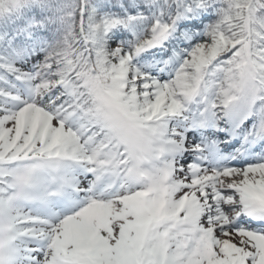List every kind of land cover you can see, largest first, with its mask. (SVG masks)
<instances>
[{"label": "snow or ice", "instance_id": "1", "mask_svg": "<svg viewBox=\"0 0 264 264\" xmlns=\"http://www.w3.org/2000/svg\"><path fill=\"white\" fill-rule=\"evenodd\" d=\"M0 264H264V0H0Z\"/></svg>", "mask_w": 264, "mask_h": 264}]
</instances>
